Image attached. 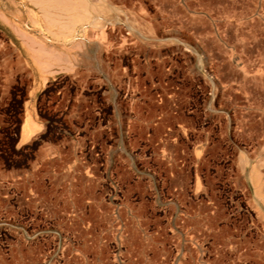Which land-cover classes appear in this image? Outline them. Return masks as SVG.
<instances>
[{
	"label": "rangeland",
	"instance_id": "obj_1",
	"mask_svg": "<svg viewBox=\"0 0 264 264\" xmlns=\"http://www.w3.org/2000/svg\"><path fill=\"white\" fill-rule=\"evenodd\" d=\"M88 1L94 18L63 37L60 12L48 25L29 0H0V264H148L162 250L171 264H264V0ZM165 124L191 172L181 150L172 172L160 155L162 173L145 169Z\"/></svg>",
	"mask_w": 264,
	"mask_h": 264
},
{
	"label": "bare ground",
	"instance_id": "obj_2",
	"mask_svg": "<svg viewBox=\"0 0 264 264\" xmlns=\"http://www.w3.org/2000/svg\"><path fill=\"white\" fill-rule=\"evenodd\" d=\"M121 1V0H120ZM29 2L31 3V5L33 6V7H35L36 9H38L42 14H43V16H44V18L46 19V21H47V23H48V25H52V24H54V23H56V20H55V18H53V11H56V12H60L61 13V15H65V17H66V20H67V23L65 24V25H62L61 26V30L62 31H60V32H63V31H68V33L67 34H63V33H58L59 35H61V36H63V37H66V36H69V35H71L72 34V31L73 30H75L74 29V27H75V25L76 24H84V23H89V21L90 20H92L94 17H92L91 16V12H97L98 11V9H97V7H95V6H91V4H90V2L88 1V0H29ZM118 2V0H116V3ZM24 3V2H23ZM95 3V2H94ZM19 4V3H18ZM21 5H22V3H20ZM101 4H103V2H101ZM8 5V4H7ZM3 6V5H2ZM8 7V6H7ZM20 8V7H19ZM101 10V12L103 13V12H105V10H106V8L105 7H102V6H100L99 7ZM1 9V8H0ZM5 9V8H4ZM26 9V8H25ZM14 10V9H13ZM21 10V9H20ZM19 10V11H20ZM33 10V9H32ZM29 11V10H28ZM9 12V11H8ZM12 12H14V11H12ZM11 12V13H12ZM23 13H24V11H23ZM30 13V12H29ZM15 14H18V13H15ZM93 15H96V14H94V13H92ZM26 15H27V13H26ZM7 16V15H6ZM20 16V15H19ZM42 16V17H43ZM25 17H27V16H25ZM33 17H35V15L33 14ZM58 17V16H57ZM57 17H56V19H57ZM30 18V17H29ZM61 18H63V17H61ZM16 19V18H15ZM34 19V18H33ZM14 20V19H13ZM18 20V19H17ZM24 20V19H23ZM26 20V19H25ZM64 20V19H63ZM94 20H98V17L97 18H95ZM16 21V20H15ZM39 21V20H38ZM58 21V20H57ZM42 22H44V21H42ZM27 23V22H26ZM38 23V22H37ZM58 23H60V21L58 22ZM64 23V22H63ZM43 24V23H42ZM102 24V23H101ZM104 24V23H103ZM36 25V24H35ZM34 25V26H35ZM88 25V24H87ZM28 26V25H27ZM36 26H38L39 27V25H36ZM22 27V26H21ZM100 27H101V25H100ZM56 28V27H55ZM81 28V27H80ZM83 28V27H82ZM85 28V27H84ZM22 29V28H21ZM40 29V28H39ZM79 29V28H78ZM23 30V29H22ZM31 30V29H30ZM41 30V29H40ZM38 31V30H37ZM51 31H52V29H51ZM55 31V30H54ZM84 31V30H83ZM80 32V31H79ZM12 33V32H11ZM20 33V36H21V38L25 41V43L28 45V47L29 48H31L34 52H36V53H46L45 51V48H44V46L41 44V43H37L36 41H34V39H32L29 35H27V34H24L23 32H19ZM26 33V32H25ZM66 33V32H65ZM36 34V33H35ZM38 34V33H37ZM41 34V33H40ZM75 34V33H74ZM77 34V33H76ZM83 34H84V32H83ZM86 34V33H85ZM33 35V34H32ZM46 35V34H45ZM78 35V34H77ZM76 35V36H77ZM19 36V35H18ZM37 36V35H36ZM40 36V35H39ZM50 36V35H49ZM54 36H56L55 34H54ZM58 36V35H57ZM74 37V36H73ZM42 38V37H41ZM43 38H45V37H43ZM21 39V40H22ZM72 39V38H71ZM70 39V40H71ZM74 39V38H73ZM81 39V38H80ZM70 40H69V42H70ZM20 41V40H19ZM14 42V41H13ZM51 42H52V40H51ZM56 42V41H55ZM59 42V41H58ZM49 43V42H48ZM73 43V42H72ZM68 44V43H67ZM76 44V43H75ZM61 45V44H60ZM51 46V45H50ZM73 46V45H72ZM75 46V45H74ZM35 47H36V49H35ZM80 47V46H79ZM1 48V47H0ZM20 48H21V46H20ZM63 48V47H62ZM18 49V48H17ZM53 53V52H52ZM53 55V54H52ZM56 55V54H55ZM66 56V55H65ZM43 57V56H42ZM50 57V56H49ZM51 58V57H50ZM18 59H20V58H18ZM86 59V58H85ZM55 60H60V57H55ZM55 60H53V61H55ZM19 61V60H18ZM17 61V62H18ZM62 63V62H61ZM65 63H67V62H65ZM46 64H48V63H46ZM54 65V64H53ZM61 65V64H60ZM44 67V66H43ZM51 67V66H50ZM32 69V68H31ZM50 69V68H49ZM47 71V70H46ZM45 72V71H44ZM36 73V72H35ZM34 73V74H35ZM47 77V76H46ZM42 79V78H41ZM31 123H29V122H26V123H24V125H23V127H22V131H21V137L22 138H27L28 136H29V134H30V132H31V125H30ZM249 129H250V127H249ZM254 133V132H253ZM264 140V139H263ZM261 145V144H260ZM183 147V146H182ZM253 148V147H252ZM245 163V162H244ZM246 164V163H245ZM248 165V164H247ZM246 165V166H247ZM245 166V165H244ZM224 171V170H223ZM40 174V173H39ZM258 177V176H257ZM126 178V177H125ZM250 178H251V180H252V182H256L255 180H257V179H255V172H253L252 171V173H251V176H250ZM120 179V178H119ZM228 179H230V178H228ZM38 180V179H37ZM125 180H127V179H125ZM260 181V180H259ZM258 181V182H259ZM91 181H89V183H90ZM38 185H40V184H38ZM122 185V184H121ZM255 185V196H257V197H260V188H259V186L257 185V183H255L254 184ZM259 185H260V183H259ZM224 186V185H223ZM35 187V186H34ZM37 188H39V186H36ZM90 187V186H89ZM138 187V186H137ZM129 188V187H128ZM227 188V187H226ZM79 189V188H78ZM75 191V190H74ZM245 191V190H244ZM39 192V191H38ZM76 192V191H75ZM36 193V192H35ZM42 194V193H41ZM246 194V193H245ZM73 195V194H72ZM77 196V195H76ZM76 198V197H75ZM261 198V197H260ZM259 198V199H260ZM129 200V199H128ZM73 201V200H72ZM51 202V201H50ZM41 204V203H40ZM128 204V203H127ZM42 206H43V204H41ZM263 205H264V203H263ZM78 206V205H77ZM253 206V205H252ZM127 207L128 208H130V209H132V211L134 212L133 214L135 215V218H138L139 217V215H140V213H138L137 211H134V208H131L130 207V205H127ZM194 207V206H193ZM176 208V207H175ZM205 208V207H204ZM264 208V207H263ZM140 209V208H139ZM170 211V210H169ZM220 211V210H219ZM48 212V211H47ZM64 212V211H63ZM143 212V211H142ZM212 212V211H211ZM206 213V212H205ZM219 213V212H218ZM218 213H216L214 216H212L211 218H204V220L206 221V224H207V226L206 225H204L205 227V229H206V227H208V229L210 230V229H215L216 228V226L214 225V224H212V221L214 222L215 220L217 221V220H220V218H221V216H220V213L218 214ZM172 214V213H171ZM1 215V214H0ZM31 215V214H30ZM200 215V214H199ZM212 215V214H211ZM259 216V215H258ZM26 217H27V215H26ZM30 217H32V216H30ZM140 217H141V215H140ZM170 217V216H169ZM168 217V218H169ZM2 218H4V217H2ZM6 218V217H5ZM34 218H35V216H34ZM33 218V219H34ZM99 218V217H98ZM12 219H13V217H12ZM4 220V219H3ZM6 220V219H5ZM7 220H10V219H7ZM6 220V221H7ZM61 220V219H60ZM86 220V219H85ZM6 221H4V222H6ZM32 221V220H31ZM37 221V220H36ZM62 221V220H61ZM215 221V222H216ZM59 222V221H58ZM113 222V221H112ZM233 222V221H232ZM255 222V221H254ZM257 222V221H256ZM263 222V221H262ZM37 223V222H36ZM42 223V222H41ZM62 223V222H61ZM264 223V222H263ZM8 224V223H7ZM38 224V223H37ZM201 224V223H200ZM259 224V223H258ZM257 224V225H258ZM29 225H31V224H29ZM196 225V224H195ZM236 225V224H235ZM25 226V225H24ZM32 226H33V224H32ZM36 226H38V225H36ZM48 226V225H47ZM50 226V225H49ZM52 226V225H51ZM54 226V225H53ZM52 226V227H53ZM127 226V225H126ZM18 227V226H17ZM42 227V226H41ZM45 227V226H44ZM145 227V226H144ZM183 227V226H182ZM190 227V226H189ZM54 228V227H53ZM67 228V227H66ZM110 228V227H109ZM32 229V228H31ZM48 229V228H47ZM55 229H56V227H55ZM130 229V228H129ZM204 229V230H205ZM258 229V228H257ZM40 230V229H39ZM67 231H68V229H66ZM259 230V229H258ZM27 231V230H26ZM64 231V230H63ZM129 231V230H128ZM223 231V230H222ZM260 231V230H259ZM264 226H262V228H261V233L263 234L264 232ZM59 232V231H58ZM61 232V231H60ZM133 232V231H132ZM186 232V231H185ZM207 232V231H206ZM256 232V231H255ZM62 233V232H61ZM162 233V232H161ZM216 233V232H215ZM221 233H223V232H221ZM144 234V233H143ZM66 235V234H65ZM110 235V234H109ZM226 235V234H225ZM132 236H134V237H137L138 235L137 234H135L134 232H133V234H132ZM131 236V237H132ZM216 236H218V235H216ZM133 237V239H135ZM139 237V236H138ZM192 237V236H191ZM194 237V236H193ZM223 238H225V237H223ZM228 238V237H227ZM252 238V237H251ZM41 239V238H40ZM138 239V238H137ZM136 239V240H137ZM139 240V239H138ZM191 240V239H190ZM206 240H208V239H206ZM255 240V239H254ZM222 241V240H221ZM92 242V241H91ZM255 242V241H254ZM30 243H32V242H30ZM46 243H48V242H46ZM51 243V242H50ZM233 243V242H232ZM27 244V243H26ZM85 244V243H84ZM138 244H140V243H138ZM226 244V243H225ZM248 244V243H247ZM141 245V244H140ZM178 245V244H177ZM221 245V244H220ZM46 246V245H45ZM92 246V245H91ZM90 246V247H91ZM152 246V245H151ZM83 247V246H82ZM94 247V246H93ZM136 247V246H135ZM142 247V246H141ZM263 247H264V245H263ZM21 248V247H20ZM69 248V247H68ZM85 249H84V253H82V251H81V253L82 254H84V256H86V255H88V253L90 252V249L85 245V247H84ZM217 248H218V246H217ZM256 248H258V247H256ZM255 248V249H256ZM15 249V248H14ZM22 249H23V247H22ZM134 249V248H133ZM163 249V248H162ZM213 249V248H212ZM238 249V248H237ZM263 249V248H262ZM11 250V249H10ZM27 250V249H26ZM31 250V249H30ZM43 249H41V251H42ZM68 250V249H67ZM92 250V249H91ZM166 250V249H165ZM249 250V249H248ZM258 250V249H257ZM93 251V250H92ZM144 251H146V250H144ZM237 251V250H236ZM256 251V250H255ZM260 251V250H259ZM263 250H261L260 252H262ZM35 252V251H34ZM69 252H71V250L69 251ZM80 252V251H79ZM98 252V251H97ZM107 252V251H106ZM110 252V251H109ZM129 252V251H128ZM179 252V251H178ZM17 253V252H16ZM68 253V252H67ZM66 253V254H67ZM98 253H100V255H102L103 254V250L102 249H100V252H98ZM195 253V252H194ZM240 253V252H239ZM22 254V253H21ZM36 254V253H35ZM71 253H68V256L70 255ZM91 254H93V253H91ZM90 254V255H91ZM95 254H96V252H95ZM94 254V255H95ZM126 254V253H125ZM264 254V253H263ZM30 255V254H29ZM64 255V254H63ZM79 255V254H78ZM97 255V254H96ZM99 255V254H98ZM105 255H107V254H104V256ZM145 255H148V254H145ZM172 255H174L171 251H154L153 252V254H152V257L150 258V261H149V263L148 264H171L170 263V259L171 258H173L172 257ZM175 255H177V254H175ZM5 256V255H4ZM24 256H25V254H24ZM36 256V255H35ZM81 256V255H80ZM93 256V255H92ZM103 256V255H102ZM258 256V255H257ZM18 257V256H17ZM47 257V256H46ZM64 257L66 258L67 256H65L64 255ZM75 257V256H74ZM89 257V256H88ZM33 258V257H32ZM50 258V257H49ZM64 258V259H65ZM78 258V257H77ZM103 258V257H102ZM108 258V257H107ZM110 258V257H109ZM128 258V257H127ZM193 258H194V256H193ZM248 258H250V256H248ZM256 258V257H255ZM37 259V258H36ZM76 259V258H75ZM89 259V258H88ZM124 259V258H123ZM125 259H126V257H125ZM139 259H141V258H139ZM174 259V258H173ZM176 259V258H175ZM68 260H71V259H68ZM106 260H108V259H106ZM106 260H103V261H106ZM118 260V259H117ZM122 260V259H121ZM263 261L264 262V258H261L260 259V261ZM32 261H34V259L32 260ZM64 261V260H63ZM66 261V260H65ZM124 261V260H123ZM133 261V260H132ZM143 261H145V260H143ZM5 262V261H4ZM12 262V261H11ZM37 262V261H36ZM68 262V261H67ZM119 262V261H118ZM189 262V261H188ZM187 261L184 263V264H187L188 263ZM191 262V261H190ZM247 262H249V261H247ZM2 263V262H1ZM6 263V262H5ZM64 263V262H63ZM106 263V262H105ZM108 263V262H107ZM115 263V262H114ZM121 263H124V262H122L121 261ZM251 263V262H250ZM66 264H68V263H66ZM81 264V263H80ZM91 264H92V262H91ZM96 264V263H95ZM111 264V263H110ZM129 264V263H128ZM183 264V263H182ZM190 264V263H189ZM216 264V263H215ZM252 264V263H251Z\"/></svg>",
	"mask_w": 264,
	"mask_h": 264
},
{
	"label": "built area",
	"instance_id": "obj_3",
	"mask_svg": "<svg viewBox=\"0 0 264 264\" xmlns=\"http://www.w3.org/2000/svg\"><path fill=\"white\" fill-rule=\"evenodd\" d=\"M129 82H130V80L127 79V84H129ZM127 89H129V86L128 85H127ZM154 95L156 96V99L158 100L159 99V95L157 94L156 90H154ZM196 96H197L196 97L197 100L199 101V104H201V107L204 109V106H205V103H206V99H207L206 95L204 94V92L202 90L199 89L196 92ZM191 113H192V111H191V108H189V107H186L183 110V112H182V114H184L185 116L186 115L188 116ZM204 121H205V115L203 113L202 114V119H201V125H202V123ZM155 126H156V123H155ZM165 126H166L165 127V133L161 137L158 136V139H157V141L159 142L158 143V146H159V149H160L159 150V153L156 152V151L146 152V150H147L146 147L145 146H142L141 147L140 154H142L143 156H147V157H149V159L152 160V161L149 162V165L148 166H145V169L146 170H149L150 173L155 174V175H157L159 173H162L161 168L158 165V163L156 162V159L155 158H157L160 155L163 159L170 160L172 163L169 164L168 161L166 160V165L168 167V171L169 172L170 171L172 172V167H171V165L173 164V160L172 159L173 158L175 159V157L178 154L177 151L179 150V148H178L179 146H178V142H177L178 141V135H177V132L174 130L175 127H173V124H171V125L165 124ZM197 126L198 125H196V127L193 126L191 129H196ZM176 127L177 128H180L179 125H176ZM215 130H217L216 127H215ZM182 135L185 136L186 134L182 132ZM216 135L219 137V131H218V134H216ZM214 138H215V135L212 136V138H210L209 141L212 143L213 140H214ZM195 139H196V135H191L189 140H191V142H193ZM217 139H220V138H217ZM171 142H172V144H171ZM169 144H170V146H169ZM181 148H180V150H181V152H180V154H181V156H180L181 157V159H180L181 160L180 161L181 168H179V170L189 173V172L192 171L191 170L192 162L190 160L187 161V158L188 159L191 158V151L187 150V148H186V150H183V148L182 149ZM212 156H214V155H212L210 153H207L204 156L202 155L203 162L205 163V166L204 167L198 166V170H197V167L195 166V170L193 168L194 172H197V171L203 172L204 170H206L205 168L208 167L207 165H210V161L209 160H211ZM87 157H89V159H87ZM98 157H101V158L104 157L103 152H101V150H100V152H98V153L95 154V158L89 152H88V154H85L84 155V158H86L87 160H89V163L91 162V166L92 165L94 166V164H96L95 161H97L96 159ZM224 163H226V162H224ZM200 164H202V163H200ZM213 164L214 163L212 162L211 165H213ZM214 168L211 167L210 169H213L214 170ZM215 170H216V168H215Z\"/></svg>",
	"mask_w": 264,
	"mask_h": 264
},
{
	"label": "crops",
	"instance_id": "obj_4",
	"mask_svg": "<svg viewBox=\"0 0 264 264\" xmlns=\"http://www.w3.org/2000/svg\"><path fill=\"white\" fill-rule=\"evenodd\" d=\"M190 233V232H189ZM192 234H194V235H196L195 236V238L196 237H198L199 235H200V233L197 231V232H195V231H193V232H191ZM194 247H196V248H200L201 246H200V242L198 243V242H196V245L194 246Z\"/></svg>",
	"mask_w": 264,
	"mask_h": 264
}]
</instances>
